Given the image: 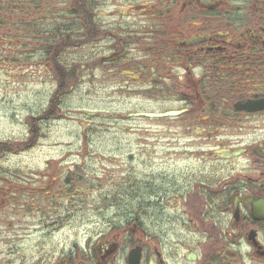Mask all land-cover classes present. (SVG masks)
<instances>
[{
	"label": "flooded vegetation",
	"instance_id": "1",
	"mask_svg": "<svg viewBox=\"0 0 264 264\" xmlns=\"http://www.w3.org/2000/svg\"><path fill=\"white\" fill-rule=\"evenodd\" d=\"M0 264H264V0H0Z\"/></svg>",
	"mask_w": 264,
	"mask_h": 264
},
{
	"label": "rangeland",
	"instance_id": "2",
	"mask_svg": "<svg viewBox=\"0 0 264 264\" xmlns=\"http://www.w3.org/2000/svg\"><path fill=\"white\" fill-rule=\"evenodd\" d=\"M34 154H36L35 153V151L33 152V153H30V154H28L27 155V157H26V160L30 163V165H32V166H35V164H36V157H34V156H32V155H34ZM10 161V163H12L13 162V164H14V160H9Z\"/></svg>",
	"mask_w": 264,
	"mask_h": 264
}]
</instances>
